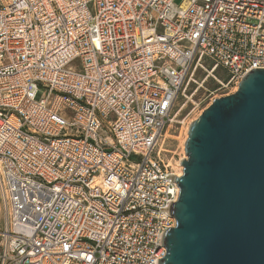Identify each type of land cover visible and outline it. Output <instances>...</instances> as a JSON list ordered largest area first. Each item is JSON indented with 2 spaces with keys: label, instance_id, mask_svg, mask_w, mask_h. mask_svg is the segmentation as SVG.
<instances>
[{
  "label": "built area",
  "instance_id": "1",
  "mask_svg": "<svg viewBox=\"0 0 264 264\" xmlns=\"http://www.w3.org/2000/svg\"><path fill=\"white\" fill-rule=\"evenodd\" d=\"M177 1L0 0V264H161L184 86L264 70V0Z\"/></svg>",
  "mask_w": 264,
  "mask_h": 264
},
{
  "label": "water",
  "instance_id": "2",
  "mask_svg": "<svg viewBox=\"0 0 264 264\" xmlns=\"http://www.w3.org/2000/svg\"><path fill=\"white\" fill-rule=\"evenodd\" d=\"M161 264H264V70L192 123Z\"/></svg>",
  "mask_w": 264,
  "mask_h": 264
},
{
  "label": "rangeland",
  "instance_id": "3",
  "mask_svg": "<svg viewBox=\"0 0 264 264\" xmlns=\"http://www.w3.org/2000/svg\"><path fill=\"white\" fill-rule=\"evenodd\" d=\"M181 1L178 0L176 5L179 6ZM203 65L205 69L200 68L196 75L188 80L184 86L178 101L179 106L184 107L178 119L180 124L176 125L175 132L170 133L173 138L169 139L165 146L177 162L186 156L183 147L184 141L187 138V127L198 120L202 113L212 105L214 100L231 96L238 91L235 88H230L227 92L218 91L220 87L219 81L227 79L226 75L220 69L213 73L210 61H205ZM4 215L0 190V228L3 225Z\"/></svg>",
  "mask_w": 264,
  "mask_h": 264
},
{
  "label": "bare ground",
  "instance_id": "4",
  "mask_svg": "<svg viewBox=\"0 0 264 264\" xmlns=\"http://www.w3.org/2000/svg\"><path fill=\"white\" fill-rule=\"evenodd\" d=\"M189 129H190V126L189 127H187V138L185 139V141H184V147H183V149H185V145H186V142H187V139H188V133H189ZM171 138H173L171 135H170V133H167V135L165 136V141H164V143H163V150H167L166 149V143H167V141H168V139H171ZM185 160H187V156H185L183 159H182V161H185ZM182 173L183 172H179V176H182Z\"/></svg>",
  "mask_w": 264,
  "mask_h": 264
}]
</instances>
